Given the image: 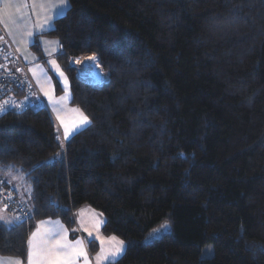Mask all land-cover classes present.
I'll return each instance as SVG.
<instances>
[{"label": "trees", "instance_id": "16d2710c", "mask_svg": "<svg viewBox=\"0 0 264 264\" xmlns=\"http://www.w3.org/2000/svg\"><path fill=\"white\" fill-rule=\"evenodd\" d=\"M69 3L44 34L91 124L57 140L45 106L0 113V167L31 185L17 198L0 177L27 211L0 225V254L25 259L44 218L74 236V213L89 205L102 234L127 245L114 264H264V0ZM84 54L102 80L77 74L70 60ZM207 243L214 255L201 258Z\"/></svg>", "mask_w": 264, "mask_h": 264}, {"label": "snow or ice", "instance_id": "6c2138e0", "mask_svg": "<svg viewBox=\"0 0 264 264\" xmlns=\"http://www.w3.org/2000/svg\"><path fill=\"white\" fill-rule=\"evenodd\" d=\"M33 10L38 7L39 12H37V23L34 25L36 32H42L48 28H51L52 21L57 17H64L66 11L70 9L71 5L69 0H32ZM19 11V9H17ZM34 32L29 30L25 33V43H31V37H33ZM56 51V49H53ZM89 61H96L97 56L95 54L86 58ZM80 63L79 60L76 61ZM48 63L56 71V73L63 79L64 82V95L56 97L52 94L51 77H48L47 73L42 66L36 65L34 68L29 69L32 72L33 77L36 79L37 84L40 85L41 91L44 95L49 98V102L52 105V110L56 113V119L59 121L63 128L64 139H68L70 135L78 131L81 127L90 125L91 120L86 116L79 108L67 109L65 101L69 99L68 93V81L67 77L60 70L59 65L56 61L49 60ZM98 68L99 65H96ZM0 68H5V65H0ZM16 71H21L17 68ZM47 85V90L45 89ZM31 87V85H29ZM10 105L9 100H4L0 102V112L5 111L6 106ZM12 107H20L15 103H11ZM71 112L76 114L71 119L67 118V113ZM57 140H60L59 135H57ZM61 146H63L61 144ZM181 155H183L181 153ZM13 179H24L23 176ZM26 191L31 192V185H28ZM7 199H11V194L8 195ZM7 205H5V208ZM102 216V214H98ZM30 218V217H29ZM25 219L24 216H16L12 219L0 216V225L8 226L9 228L15 224L22 223ZM105 221L100 218H95L93 222V227L96 231L94 239L99 241L100 250L95 255L96 264H114L117 258L121 257L127 248L124 240L119 239L115 235L103 236L100 234V228ZM81 227H84L83 221H81ZM169 223L165 221L160 228L153 229L152 236L160 231V229H168ZM73 232L76 230L73 229ZM84 231L88 233V237H93V232L88 228H84ZM69 230L60 223L59 220H41L37 222V226L34 231H32L27 240V252L26 259L20 257H0V264H81V258L83 264H90V258L87 252V244L93 243L92 239L87 241L77 238L75 240L68 239ZM214 248L211 246L207 247L205 250L201 251V255L206 254L214 255Z\"/></svg>", "mask_w": 264, "mask_h": 264}, {"label": "crops", "instance_id": "0c3cea01", "mask_svg": "<svg viewBox=\"0 0 264 264\" xmlns=\"http://www.w3.org/2000/svg\"><path fill=\"white\" fill-rule=\"evenodd\" d=\"M6 3H7V0H0V29L3 30L7 34V36L9 37L12 45L15 47V49L17 50V52L19 53L21 58L26 63H28L30 65L29 69L34 68L36 65H40V66L43 67V69L47 73L48 77H51L50 74H53L56 77V79L58 80V82L60 83L59 75L56 73V71L52 68V66L49 63L46 64L45 61H44V60H48L49 61V60H53L54 59L56 61V63L58 64V61L56 59V55H57V53H58V51L60 49L59 42L56 39L54 40V42H51L52 44H50L49 48L47 49V52L43 53L44 54L43 55L42 53H39V51L32 50L30 48V44L23 43L21 41V39L17 40L16 39V35L13 32L10 31L9 26H8V24L6 22V19L3 17V16H5V13H4L5 11H4L3 6ZM31 5H32V3H31ZM37 12H39V10L35 9V13H37ZM51 28H48V29H46V30H44L42 32H38V34H44V32H46L47 30H49ZM21 43H23V44H21ZM53 49H56V51H53ZM87 57H89V56H87ZM87 57H85V59ZM78 59H80V58L79 57L74 58V60H72L71 63L72 64L75 63V61H77ZM43 65H45V66H43ZM96 65H97V61H91V64H90V62H88L87 64H83V66H82V67H84L83 72H85L86 75L88 74L85 78H90V79H93L94 81L102 80L103 73L96 68ZM59 67H60V65H59ZM60 70H62L61 67H60ZM29 72H30L31 77L34 80V83H35V85L37 87V90L39 91L40 95L44 98V100H46V102H47L46 104L48 106V110H49V112L51 113V115L53 117L52 105L49 102V98L44 95L43 91H41V87H40L39 84H37V81L33 77L32 72L31 71H29ZM51 85H52V91H53L52 94L54 96L58 97L59 95H57L54 92V86H53L52 80H51ZM45 89L47 90V85H45ZM60 95H62V94H60ZM70 97H71V93H70L69 99L67 101H65L67 109H71L72 108V106H71V104L69 102L70 101ZM54 114H56V113H54ZM75 115L76 114H74V113L68 112L67 113V118L71 119ZM59 128H60L59 132L61 134V138L64 140L63 128H62V126H60ZM81 128H83V127H81ZM21 176H22V174L17 169L12 170V169H8V168L0 167V177L4 178V180H6V182H8V185L10 186L12 192H14L16 194L17 198H22V196H25V194L28 192V191H26L27 186L23 183V179L22 180L21 179H13V177L19 178ZM23 198H25V197H23ZM98 214H101V213H99L98 211H96L95 209L90 207L89 205H82L78 209H76V211L74 213V217H73L74 218V229L76 230L75 231V235L74 236H70V234L68 232V239L69 240H75L77 238H80V239L85 240L86 244H87V241L89 239H92V240L96 241L94 239V237L96 235V231H95V229L93 227L94 219L95 218H100V219L104 220L103 216H98ZM0 216H4L5 218L12 219V216L3 208H0ZM48 219L59 220L58 218H44V219H41V220H48ZM41 220H39V221H41ZM81 221H83L84 227H81ZM60 223L63 224L61 221H60ZM36 226H37V223H36V225H35V227L33 228L32 231L35 230ZM63 226L65 227L64 224H63ZM84 228H88L89 230H91L93 232V237L92 238L88 237V233L86 231H84ZM99 231H100V234L103 235L102 232H101V228H100ZM103 236H106V235H103ZM96 242H97L98 248H97V251L95 253H93V255L90 253L89 247H88V244H87V252H88V255H89V258H90V264H96L95 255L100 250L99 241H96ZM0 257L7 258V257H13V256H6V255H1L0 254ZM25 259H26V257H25ZM81 262H82V258H81ZM107 263H109V262H105V264H107ZM5 264H7L6 261H5Z\"/></svg>", "mask_w": 264, "mask_h": 264}, {"label": "built area", "instance_id": "2783aa9c", "mask_svg": "<svg viewBox=\"0 0 264 264\" xmlns=\"http://www.w3.org/2000/svg\"><path fill=\"white\" fill-rule=\"evenodd\" d=\"M0 65H5V68H0V102L4 100L10 101V105L6 106L5 110L9 108L23 110L28 107H43L46 105L30 75V65L21 58L7 34L1 29ZM17 68L21 69V71H16ZM11 103L20 105V107H12ZM8 195L9 190L0 181V201L8 206L10 205L12 210L19 211V214L26 218L27 211L24 206L16 203V201L8 200Z\"/></svg>", "mask_w": 264, "mask_h": 264}, {"label": "rangeland", "instance_id": "374dc122", "mask_svg": "<svg viewBox=\"0 0 264 264\" xmlns=\"http://www.w3.org/2000/svg\"><path fill=\"white\" fill-rule=\"evenodd\" d=\"M31 3H32V0H7V3L3 6L4 11H5L4 12L5 16H3V17L6 19V22L9 26L10 31L16 35V39L17 40L21 39V41L23 43H25L24 42L25 41V33L29 30H32L34 32L33 37L30 38L32 42L27 43V44H30V48L32 50L39 51V53L43 54V53L47 52V49L49 48L50 44H52L51 42H54V40L56 38L49 37L45 34H38V32L35 31L34 25L37 23V14L33 10V6L31 5ZM17 9H19V11ZM36 9L39 10L38 7ZM52 26H53V21H52ZM23 43H21V44H23ZM59 46H60V44H59ZM90 55H93V54H84V55L76 56V57L80 58V59H78L80 61V63H77L76 61L73 64L71 63V61L74 60V58H76V57H74L70 60L71 65L74 66V68L77 71V74L80 77L85 78L88 75V74L86 75V73L83 72L84 67H82V66H83V64H87L88 62H90V64H91V61L85 59V57L90 56ZM44 61L46 64H48V60H44ZM96 61H97V65H99L98 59ZM43 66H45V65H43ZM97 69L103 73V71L100 68V65ZM61 71L64 73L63 70H61ZM64 75H65V73H64ZM103 76H104V73H103ZM59 79H60V84H61V88H62L61 94L64 95V82H63V79L61 77H59ZM87 79H90V78H87ZM67 81H68V79H67ZM68 93L70 96L69 83H68ZM62 95L59 94V96H62ZM45 102H46V100H45ZM65 105H66V103H65ZM71 106H72V108H78V107L73 106V105H71ZM45 107L48 109L47 104L45 105ZM52 113H53L54 121H55L56 126H57L58 135L61 138V134L59 132V130H60L59 127L61 125H60L59 121L56 119V114H54V112H52ZM162 224H164V223H162ZM161 225L154 227L153 229L160 228ZM153 229H151L150 231H148L146 233V235L143 239L144 242H146V243L152 242L154 239L161 236L167 230V229H160V231L158 233L150 236L149 234L152 233ZM209 246H211L213 248V245L211 243H207L204 246H202V248L200 249V253H199L201 258H208V257L212 256L210 254H206L204 256L201 255V251L205 250ZM81 264H83V260H82Z\"/></svg>", "mask_w": 264, "mask_h": 264}, {"label": "clouds", "instance_id": "9594fccd", "mask_svg": "<svg viewBox=\"0 0 264 264\" xmlns=\"http://www.w3.org/2000/svg\"><path fill=\"white\" fill-rule=\"evenodd\" d=\"M84 78V77H83Z\"/></svg>", "mask_w": 264, "mask_h": 264}]
</instances>
